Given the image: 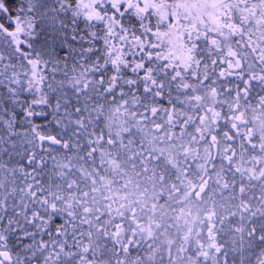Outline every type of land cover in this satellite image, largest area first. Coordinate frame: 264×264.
<instances>
[{
	"label": "snow or ice",
	"instance_id": "obj_1",
	"mask_svg": "<svg viewBox=\"0 0 264 264\" xmlns=\"http://www.w3.org/2000/svg\"><path fill=\"white\" fill-rule=\"evenodd\" d=\"M0 264H264V0H0Z\"/></svg>",
	"mask_w": 264,
	"mask_h": 264
}]
</instances>
